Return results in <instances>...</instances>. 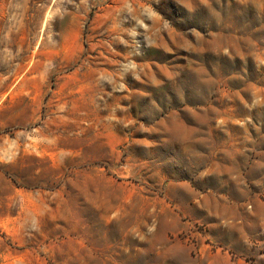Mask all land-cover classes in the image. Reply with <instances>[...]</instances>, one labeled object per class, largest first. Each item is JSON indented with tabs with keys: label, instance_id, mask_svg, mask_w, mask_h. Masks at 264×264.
Masks as SVG:
<instances>
[{
	"label": "rangeland",
	"instance_id": "374dc122",
	"mask_svg": "<svg viewBox=\"0 0 264 264\" xmlns=\"http://www.w3.org/2000/svg\"><path fill=\"white\" fill-rule=\"evenodd\" d=\"M0 264H264V0H0Z\"/></svg>",
	"mask_w": 264,
	"mask_h": 264
}]
</instances>
